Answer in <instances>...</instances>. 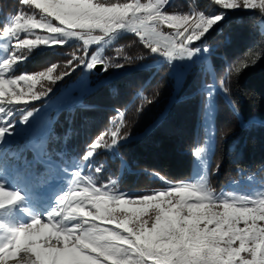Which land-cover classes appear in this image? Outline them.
I'll return each mask as SVG.
<instances>
[{
    "label": "snow or ice",
    "instance_id": "6c2138e0",
    "mask_svg": "<svg viewBox=\"0 0 264 264\" xmlns=\"http://www.w3.org/2000/svg\"><path fill=\"white\" fill-rule=\"evenodd\" d=\"M212 2L222 10L258 9L264 14V0ZM19 3L33 11H17L6 18L0 31L3 38L15 41L10 48L5 46L8 54L0 57V114L7 117H11L17 105H27L52 91L48 87L38 92L37 84L42 81L54 84L70 74L64 71L53 75L57 69L53 64L44 71L10 75L33 49L63 46L75 39L82 42L85 55L73 53L66 68H72L76 61V66L83 65L89 70L98 64L103 65L104 71L121 69L124 64L108 62L99 52L122 33H132L151 54L165 58L170 68L186 73L191 64L207 62L209 47L193 45L212 30L218 27L222 30L226 16V11L169 12L170 0H19ZM37 29L46 34H37ZM91 45L99 46V51L86 60ZM202 52L205 56L193 60ZM124 59L131 63L127 57ZM173 61L190 63L174 65ZM255 63L256 60L251 61ZM249 66L247 61L237 62L234 72L238 75ZM205 88L208 102L203 118L207 131L213 116L211 101L215 89L212 85ZM220 88L226 94L229 92L223 80ZM140 95L147 100L143 93ZM232 109L238 115L234 103ZM117 113L119 123L91 144L85 159L93 157L101 147L114 150L120 140L127 138L128 133L120 135L125 126L124 113L119 110ZM32 115L29 111L22 123ZM13 128L12 123L0 126V141L12 135ZM106 136L111 137L110 143ZM194 156L195 179L170 182L160 175L159 179L167 186L145 194L117 192L113 187L115 180L98 187L92 177H82L77 172L74 189L57 197L58 206L45 219L34 217L19 228L0 224V264H264V190L244 195L217 193L208 181L205 149H196ZM33 159L37 164L44 163L35 152ZM120 159L121 168L126 167L123 157ZM44 171L46 174L47 165ZM95 171L100 172L101 168ZM22 200L20 191L0 184V210Z\"/></svg>",
    "mask_w": 264,
    "mask_h": 264
},
{
    "label": "trees",
    "instance_id": "16d2710c",
    "mask_svg": "<svg viewBox=\"0 0 264 264\" xmlns=\"http://www.w3.org/2000/svg\"><path fill=\"white\" fill-rule=\"evenodd\" d=\"M12 1L16 0H0V4L6 8ZM200 1L207 4L209 0ZM261 15L258 9L228 13L222 30L216 29L208 39L216 81L220 84L223 80L229 89L225 93L227 102L218 96L215 107L211 184L217 189L240 178L264 176V33L256 30ZM110 46L121 47L129 56L148 55L128 33L119 36ZM43 57L42 53L34 58L35 62ZM252 60H256L254 65ZM152 61L127 64L121 74L105 80L85 97L77 112L80 114H71V124L62 114L56 122L59 133L67 125L75 131L67 148L82 156L88 142L107 127L113 111L124 113L125 126L120 135L128 133V136L117 146L118 156L126 163L118 179L120 192L161 187L160 175L170 182H180L192 171V150L201 119L200 95H193L199 89V77L188 73L176 90L167 63ZM245 61L250 66L235 74L237 62ZM37 63L31 60L26 67L34 71L43 65L33 67ZM205 79L209 81L208 74ZM141 93L147 100L141 98ZM232 103L238 115L233 112ZM92 118L97 119L93 127ZM48 149L52 150L53 145L49 144ZM106 158L110 168L119 174L121 159Z\"/></svg>",
    "mask_w": 264,
    "mask_h": 264
},
{
    "label": "rangeland",
    "instance_id": "374dc122",
    "mask_svg": "<svg viewBox=\"0 0 264 264\" xmlns=\"http://www.w3.org/2000/svg\"><path fill=\"white\" fill-rule=\"evenodd\" d=\"M192 7L195 10L205 11L206 14H218L220 11H226V16L222 23L225 22L228 17V13L233 14L241 10L246 12L257 10H222L219 6H216L212 0H209L207 4L201 2L200 0H170L168 11L187 13L193 9ZM17 11H26L31 13L33 10L29 9L27 6L21 5L19 0H16L13 4H9L6 8L0 4V31H2V27L6 23V18L15 14ZM35 11L38 12V10ZM216 29H219V27ZM216 29L212 30L205 38H202L201 41H196L193 45L197 46L206 44L209 47L210 52L207 55V62L191 64L186 73H184L182 69L170 68L168 66V73L173 77V83L176 90H179L188 73L193 75L197 74L196 76L199 77L197 78L199 81L197 82L199 89L193 95H200L199 107L201 119L197 132L198 135L192 150V171L190 176L184 181L193 180L194 166L196 164L194 152L196 149L202 147L205 149L204 159L207 161V176L210 186L217 193L231 192L237 195H244L264 190V176L253 175L240 178L235 182L223 185L219 189L215 188L211 184V176L213 175L211 172V158L215 149L214 116L216 99L220 96L227 102L225 93L221 90L220 84L216 81L215 71L210 61L212 48L208 44V39L210 38V34H212ZM256 30L258 33H264V14L261 15ZM36 32L37 34H46L39 29H37ZM129 36L136 39L138 44L148 51V55H146V57L142 56L143 59H138V57L141 56H129L124 54V49L118 46H110L107 49L104 47L103 51L99 52V55L108 62L124 64L125 66L121 69L109 68L107 71L102 70L101 74L96 75L93 73L92 69L89 70L83 65L76 66V61H73L72 68H66L65 65L67 64V61L71 59L73 53L78 56L85 55L82 50V42L73 39L68 41L63 46H40L33 49L22 63L15 66L14 72L10 73L12 76L31 74L37 71H44L53 64H56L57 69L53 75H59L64 71H68L70 74L64 76L61 80L56 81L54 84L48 81H42L41 84L45 86L44 88H41V84H37L35 90L38 92L44 91L48 87H50L52 91L49 92L47 96L41 97L39 100L30 101L27 105H17L13 109L11 117L0 114V126H7V123H12L14 125V128L11 129L12 135H6L4 140L0 141V184H3L10 190H18L23 195L22 201L5 208L4 210H0V222L8 224L9 227L19 228L30 223L34 217L45 219L44 215H47V213H42L40 206H38L35 202V198L30 194L35 193L41 198L46 199L47 202H50V204H48V212L52 211L58 206L57 197L64 196L69 191L74 189L75 185L73 181L77 179V172H79L82 177H92L98 187L110 185L111 180H115L116 184L113 187L117 192H120L118 188V179L120 178L119 175H121L123 170L121 168V164L118 169L120 173L116 174L110 168L106 158V156H110L111 158L117 156L120 159V156L117 154V147L114 150L105 147L98 148L95 150L93 157L85 159L87 152L91 150V144L94 143L95 140L108 129L111 128L114 130L115 126L119 123L117 110H114L112 115H110L107 127H103V129L96 134L95 138L88 142L86 149L83 150L84 153L82 156H80V154L71 153L67 148V142L71 139V136L75 134V131L70 125H67V128L62 130L60 134L59 130H57L56 122L59 120L60 114H62L65 117L67 116V122L68 124H71V114L80 111V104L84 101L85 97L98 88V86L102 85L105 80H112L114 77L121 74L124 70H126L127 64L141 65V62H146V60H153L152 62L155 63H159V61L166 63L165 58L156 54H151L150 50L139 41L138 37L133 34H130ZM21 38H24V34H21ZM13 43H15V41L10 42L0 35V57L8 54L5 50V46L10 48ZM25 51L27 50L25 49ZM98 51L99 46L91 45L89 47V53L85 59H90L91 55L96 54ZM42 53L44 57L40 59L38 63L35 62L36 59L34 58ZM54 55L55 57H53ZM57 55H61V57H57ZM125 57L131 60V63H128L124 59ZM198 59L199 56L193 57V60ZM31 60L34 61V63H37V65L33 67L41 66L40 64L43 65L34 71H29L26 66H28V63ZM184 63L190 62L173 61L174 65ZM209 67L211 68V71L207 70ZM206 74L209 75V81L207 82L205 79ZM206 85H212L215 89V94L211 101L213 105V116L207 131L205 130V121L203 118L205 113L204 105L208 102V90L205 88ZM29 111H31L33 115L29 117L27 122L22 123L23 117L27 115ZM77 114L79 115L80 113ZM91 120L90 124L93 127V124L97 121V119L92 118ZM79 125L80 128H82V123ZM79 125H77L78 128ZM105 139L108 143H110V136H106ZM121 143H124V139L119 141V144ZM49 144L53 145L52 150L48 149ZM34 152L41 160L44 161L43 164H37L34 161ZM25 157L27 158L26 160ZM166 157L169 158L171 156L167 155ZM177 162L180 163V161ZM45 165H47L46 174L44 171ZM97 167L101 168L100 172L95 171ZM70 174L74 175V178H71ZM166 186L167 185L161 181V187H155L152 190L146 191H128L126 193L145 194L154 190H161ZM75 222L76 221H73V223Z\"/></svg>",
    "mask_w": 264,
    "mask_h": 264
},
{
    "label": "bare ground",
    "instance_id": "6f19581e",
    "mask_svg": "<svg viewBox=\"0 0 264 264\" xmlns=\"http://www.w3.org/2000/svg\"><path fill=\"white\" fill-rule=\"evenodd\" d=\"M190 6V5H189ZM193 8V7H192ZM194 9V8H193ZM124 34H127V33H122L121 35H124ZM129 35L131 34L132 35V33H128ZM120 35V36H121ZM134 35V34H133ZM109 45H107V46H105V49H107V47H108ZM208 55V54H207ZM204 56V53L202 52L201 53V57H203ZM200 58V57H199ZM70 177L71 178H74V175H72V174H70ZM30 195H32V197H34L35 198V202L37 203V205L38 206H40V209H41V211H42V213L43 214H45V213H48V204H50V202H47L46 201V199H44V198H41L40 196H38L37 194H35V193H31ZM37 205H35L36 207H38ZM39 209V210H40ZM44 218H46V215H44ZM71 223H73V221L71 222ZM0 224H3V225H5V226H8V224H6V223H4V222H0ZM0 231H2V230H0Z\"/></svg>",
    "mask_w": 264,
    "mask_h": 264
},
{
    "label": "water",
    "instance_id": "95a60500",
    "mask_svg": "<svg viewBox=\"0 0 264 264\" xmlns=\"http://www.w3.org/2000/svg\"><path fill=\"white\" fill-rule=\"evenodd\" d=\"M102 70H103L102 64H98L92 69L93 73H95L96 75L101 74Z\"/></svg>",
    "mask_w": 264,
    "mask_h": 264
},
{
    "label": "built area",
    "instance_id": "2783aa9c",
    "mask_svg": "<svg viewBox=\"0 0 264 264\" xmlns=\"http://www.w3.org/2000/svg\"><path fill=\"white\" fill-rule=\"evenodd\" d=\"M164 30H165V31H170V30H169V29H167V28H165ZM115 41H116V40H115ZM115 41H114V42H115ZM114 42H113V43H114ZM113 43H112V44H113ZM112 44H111V45H112ZM198 56H199V57H201V53H200V54H198V55H197V57H198Z\"/></svg>",
    "mask_w": 264,
    "mask_h": 264
}]
</instances>
